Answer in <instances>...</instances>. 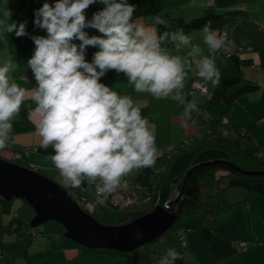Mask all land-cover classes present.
<instances>
[{"label":"clouds","instance_id":"obj_1","mask_svg":"<svg viewBox=\"0 0 264 264\" xmlns=\"http://www.w3.org/2000/svg\"><path fill=\"white\" fill-rule=\"evenodd\" d=\"M97 2L105 7L86 20L85 10ZM134 11L127 0H56L54 6L45 2L35 11L34 24L47 32L46 37H31L35 52L27 63L38 87L27 93L10 82L8 73L17 67L11 58L0 66V149L7 146L11 121L29 95L36 105L31 115L38 117L40 146H52L54 154L48 159L65 184L78 188L86 179L96 185L98 196L106 197L134 169L152 167L158 155L154 126L142 117L130 96L119 95L100 83V78L110 69L122 72L135 92L157 99L171 96L183 104L186 66L195 64L200 78L218 84L214 54L224 47L225 38L211 30L208 21L202 32L209 55H203V49L183 29L158 34L155 27L133 21ZM11 16L9 8H0V30L17 37L28 35L26 22L17 25L10 22ZM154 22L168 24L160 15ZM88 27L102 36L89 37L84 31ZM77 39L79 46L73 43ZM166 41L177 52L181 46H190V50L183 58L170 54L161 47ZM86 46L99 47L92 63L85 60ZM195 110L196 101H190L183 115L190 119ZM179 255L169 249L160 264H175Z\"/></svg>","mask_w":264,"mask_h":264},{"label":"crops","instance_id":"obj_2","mask_svg":"<svg viewBox=\"0 0 264 264\" xmlns=\"http://www.w3.org/2000/svg\"><path fill=\"white\" fill-rule=\"evenodd\" d=\"M45 2L54 6V0H0V8L11 10L10 22L14 21L17 25L26 22L28 33L26 36L17 37L14 32L6 33L0 30V66H3L6 59L11 58L17 67L8 73L9 80L16 82L27 93L38 87L27 62L35 52V43L31 37L47 36L45 29L34 24L35 11ZM127 3L135 8L132 20L148 27H155L158 34L164 31L172 33L181 30L172 22L175 17L189 20L193 17H201L210 10L237 9L239 10L237 14L229 16L243 18V20L245 18L242 25L264 27V0H140V8L133 0H127ZM104 7L105 5L99 2L90 5L85 10L86 20L90 21L93 15ZM157 15L168 21L167 27L163 24H155ZM211 30L220 35L219 31ZM84 31L89 37L102 36L94 28L88 27ZM185 34L191 38L193 44L203 49V55H209L208 46L203 43L202 29ZM73 43L79 46L81 41L77 39L73 40ZM251 44L253 43L250 40L238 41L234 36H230L223 47L224 54L217 60L219 81L237 74L230 55L249 49ZM161 47L167 49L170 54L181 55L182 58L190 50V46H181L180 51L177 52L171 41L163 42ZM97 51H99L98 46H86L84 50L86 62L92 63ZM240 58L242 81L255 82L259 88L252 93L238 97L232 104L219 101L215 110L208 109V105L209 97L217 84L213 85L212 82L200 78L195 64L185 68L187 76L184 81L185 102L183 104L178 100H173L171 96L157 99L146 92L137 93L134 86L128 83L127 76L115 70H108L99 82L112 88L121 96H130L134 104L140 107L142 117L147 118L154 126L155 146L160 154L170 153L175 148L184 145L188 139L198 135L204 127L205 116L219 118L220 123L228 129L251 127L255 140L262 143L264 142V46L256 52H244L240 54ZM196 81L204 83L207 97L193 91L192 85ZM193 100L196 101L197 110L191 112L189 119L183 113L187 103ZM35 107L34 101L26 95L19 113L11 121L10 139L7 146L0 149V155L10 158L13 151L35 149L24 159V162L36 165L38 172L68 189L71 187L70 184L64 183L59 170L48 159L49 155L54 154L52 146L50 145L47 149L40 146L42 138L36 131L38 117L31 115ZM160 164L161 161L157 159L155 167L159 168ZM155 180L153 165L151 168L134 169L130 174L121 178V182H126L131 186L138 185L141 188ZM89 185L94 186L95 184H89L85 179L78 188ZM237 192L226 194L227 201L235 205L229 210L219 211L205 226L198 228L199 225L194 223L197 229L187 232L184 231V227L177 228L174 236L176 240L170 242L167 240L164 245L158 247L157 252L160 257L158 262L154 261L153 264H160L169 249H174L180 254L175 264H264V212L256 213L249 207V201L246 200L242 203H235L237 197L241 196V192ZM141 200L140 198L139 201ZM15 209L17 212L14 216L17 218L14 221V228L8 233V228L11 226L8 214ZM33 216L29 209L23 208L21 213L19 207L0 205V264H122L125 262L124 259H118L115 254H110L107 250L91 252L83 247L85 252L81 253L80 247L82 246L73 242L74 245L71 240H66L63 236L51 235L47 241L36 230L32 231L33 236L28 232L26 234L13 233L17 223L31 220ZM181 238L186 243L185 247L180 245ZM251 242H253L251 247L242 249V244Z\"/></svg>","mask_w":264,"mask_h":264},{"label":"trees","instance_id":"obj_3","mask_svg":"<svg viewBox=\"0 0 264 264\" xmlns=\"http://www.w3.org/2000/svg\"><path fill=\"white\" fill-rule=\"evenodd\" d=\"M133 1L140 8V0ZM55 2L56 0H54V4ZM237 11L239 10H210L201 17H193L189 20L175 17L172 20L185 33L203 29L204 25L211 21V29L219 31L220 34L225 32V43L230 36H234L238 41L250 40L253 43L249 49L240 50L230 55L237 74L218 82L209 97L208 109L215 110L214 108L219 101L232 104L238 97L252 93L259 88L255 82L245 83L242 81L240 54L256 52L257 49L264 46V27L242 25V22L246 20L245 18L243 20V18L229 16L237 14ZM223 54L224 48L217 50L214 54L216 67L218 57ZM253 133L251 127L228 129L220 123L219 118L205 116L204 127L198 135L188 139L184 145L175 148L170 153H158L155 162L159 159L161 164L159 168L155 167V162L153 164L156 180L139 190V196L142 195L147 201L140 206L115 208L124 214L123 217L118 218V225L126 224L152 211L156 204L162 206L168 199L171 190L174 188L179 190L182 184V193L177 205L173 208V212L176 221L182 217L184 212H192L191 221L186 222L184 226L185 232L197 229L193 225L194 223L199 225L198 228L205 226L206 223L213 220L219 211L229 210L230 207H233L235 204L226 199L228 192H241V196L237 197L235 203H242L244 200L249 201V207L256 213L262 214L264 212V142H257ZM17 151L20 150L11 153ZM0 157L9 160L2 155ZM24 159L17 161L16 164L23 166L25 164ZM91 186H85L83 189L86 188V191H82L81 188H68L76 194L77 198L79 196L86 198L82 204V210L85 209L87 196L91 195L87 191ZM90 197L93 198V196ZM93 200L95 201L94 198ZM107 207L109 206L97 201L94 202L96 212H102ZM29 221L17 223L13 233L26 234L28 232L33 236V229L28 225ZM35 230L47 241L51 235L63 236L64 234V229L60 225L57 226L56 231H47L41 226ZM174 236L173 225L159 238L133 251L115 252L107 250V252L115 254L118 259H124L125 262L122 264H153L154 261L158 262L160 257L157 252L158 247ZM90 251L97 252L96 250Z\"/></svg>","mask_w":264,"mask_h":264},{"label":"water","instance_id":"obj_4","mask_svg":"<svg viewBox=\"0 0 264 264\" xmlns=\"http://www.w3.org/2000/svg\"><path fill=\"white\" fill-rule=\"evenodd\" d=\"M161 206L122 225H100L69 196L66 189L46 177L0 157V198L24 201L34 212L29 227L35 229L54 221L64 229L63 237L88 250L130 252L166 233L175 223L173 208Z\"/></svg>","mask_w":264,"mask_h":264},{"label":"built area","instance_id":"obj_5","mask_svg":"<svg viewBox=\"0 0 264 264\" xmlns=\"http://www.w3.org/2000/svg\"><path fill=\"white\" fill-rule=\"evenodd\" d=\"M220 35H223L224 38L226 37L225 32H222ZM192 87H193V90H195L196 92H199L200 94H202L206 97L208 96L204 83H202L200 81H196L193 83ZM34 151H35V149L27 148V149H23V150L11 153L9 160L13 163H16L17 161H20L22 158H27L30 155V153H32ZM23 166L32 170V171H35V172L38 171V168L34 164H26L25 163ZM140 189H141V187L138 185L131 186L130 184H128L126 182H121L119 187H117L114 192L107 194L106 197L97 195L96 185L91 186V188L87 189V191L90 192V194H91L90 196H93L95 201H98V199H103L104 202L100 203V204L107 205L110 208L123 209V208L134 206L133 204L135 201H133V200H134L136 194L139 192ZM81 190L86 191V188L85 189L81 188ZM67 192H68L69 196H71L73 199H75L77 204L80 207H82V204L86 201V198L84 196H79V198H77L76 194L70 189H68ZM178 193H179V191L176 188L171 190V192L168 196V199L162 205V207L165 210H169L171 208L170 203H172V201L177 197ZM144 200H146V199H144ZM154 206L157 207L158 205L156 204ZM84 207H85L84 210L88 209L87 206H84ZM180 242H181L180 243L181 246L185 247L186 243L182 238L180 239ZM242 245H243L242 249L245 250V249L251 247L253 245V243H246V244L244 243Z\"/></svg>","mask_w":264,"mask_h":264},{"label":"rangeland","instance_id":"obj_6","mask_svg":"<svg viewBox=\"0 0 264 264\" xmlns=\"http://www.w3.org/2000/svg\"><path fill=\"white\" fill-rule=\"evenodd\" d=\"M65 189V188H64ZM179 191V190H178ZM178 196V195H177ZM88 197V200L86 202V205H88V211L85 210V212L87 214H89L92 218H94L100 225H103V226H107V227H113V226H117L118 225V218L119 217H123L124 214L121 213L119 210L115 209V208H105L104 211L102 212H96L95 209H94V200L90 197V196H87ZM140 198L142 199L141 201ZM145 198L141 196H139V192L136 194L135 198L133 201L134 202V206H140L142 204H144L146 202V200H144ZM177 199V197L172 201V203ZM132 201V202H133ZM0 205L4 206V207H8L10 205H13L15 206L16 208L19 207V211L22 213V209H29L31 210V212L33 213L34 215V212L33 210L31 209V207H29L25 202H23L22 200L20 199H14L12 202L9 201V202H6L2 199H0ZM170 203V206L171 204ZM162 207V206H161ZM163 208V207H162ZM164 209V208H163ZM15 212H17V210H12L10 212V214H8V216L10 217V220H11V226L8 228V233L10 231H12V229L14 228V221L16 220L17 216H14ZM193 217V214L192 212H189V211H186L183 213L182 217L180 219H178L175 223H174V229L176 230L177 228H183L185 225H186V222H190L191 218ZM58 226V223L54 222V221H49V222H46L44 223L43 225H41V227L47 231H53L54 229H56ZM35 229H33L34 231ZM65 239V238H64ZM68 240V239H66ZM172 240H176V237H171L168 241H172ZM70 241V240H69ZM71 243H73L71 241ZM74 244V243H73ZM75 245V244H74ZM164 245V244H161V246ZM85 248V247H84ZM82 247H80L81 249V253H84L85 252V249ZM88 250V249H87ZM98 252V251H97ZM94 256V255H93ZM95 256H98V255H95ZM88 258V256H86ZM98 261V259H96ZM102 260V259H100ZM110 261V260H109Z\"/></svg>","mask_w":264,"mask_h":264}]
</instances>
